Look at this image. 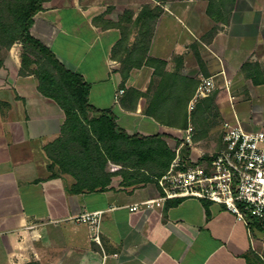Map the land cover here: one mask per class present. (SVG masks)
<instances>
[{"label": "crops", "instance_id": "1", "mask_svg": "<svg viewBox=\"0 0 264 264\" xmlns=\"http://www.w3.org/2000/svg\"><path fill=\"white\" fill-rule=\"evenodd\" d=\"M30 31L83 76L89 103L112 110L131 135L186 131L146 108L205 99H195L202 77L215 81L222 113L229 102L261 106L245 127L264 129V0H44ZM22 52L14 43L0 68V264H264L262 226L223 204L159 201L157 184L130 185L121 174L103 190L72 191L76 180L46 152L65 111L33 72H20ZM148 57L173 77L156 98L162 75ZM94 211H102L98 229L80 217Z\"/></svg>", "mask_w": 264, "mask_h": 264}, {"label": "trees", "instance_id": "2", "mask_svg": "<svg viewBox=\"0 0 264 264\" xmlns=\"http://www.w3.org/2000/svg\"><path fill=\"white\" fill-rule=\"evenodd\" d=\"M43 1L0 0V52L3 50V54L0 55V68L6 52L14 43L20 42L23 45L20 72L22 74L33 72L39 81L38 89L44 95L53 98L64 109L66 120L62 127V135L46 146V152L53 164L58 165L62 172L70 174L76 180L72 187L74 192L107 188L113 176V173L106 170L109 161L124 166L119 173L124 180H129L130 185L147 183L153 180V176H162L175 157V152L165 139L170 136L131 135L117 124V116L112 110H99L89 103V84L85 82L83 76L67 69L50 48L31 34L30 28L35 15L43 8ZM208 13L214 16L211 7H208ZM142 32L144 37L151 35V30L143 28ZM148 44L147 41L146 46ZM147 63L155 67L156 74L162 75L154 94L155 98L160 97L165 91V82L173 77L163 73L165 62L148 57ZM34 64L38 65V68L34 69ZM132 92L136 91L130 90L128 93ZM136 94L139 95L138 92ZM198 102H206L209 107L215 102V97L210 95ZM156 103L151 102L146 108L148 115L155 117L162 124L187 128L189 123L187 110L184 114V124L178 125L157 114L152 109L160 105V102ZM190 151V148L186 147L185 154H189ZM144 167L148 168L152 176L138 175Z\"/></svg>", "mask_w": 264, "mask_h": 264}, {"label": "built area", "instance_id": "3", "mask_svg": "<svg viewBox=\"0 0 264 264\" xmlns=\"http://www.w3.org/2000/svg\"><path fill=\"white\" fill-rule=\"evenodd\" d=\"M215 87L212 77H202L195 99L210 96ZM122 92L118 90L116 96ZM194 103L190 102V106L193 107ZM191 129L189 127L185 131L187 143L191 142ZM221 130V147L208 157L193 159L187 154L181 157L177 153L168 170L156 178L161 192L159 201L171 198L206 199L225 205L240 219L248 217L264 227V129L248 130L235 117L224 120ZM121 167L108 162L111 171ZM101 215L102 211H94L80 217L98 229ZM94 239L99 241L97 233Z\"/></svg>", "mask_w": 264, "mask_h": 264}, {"label": "rangeland", "instance_id": "4", "mask_svg": "<svg viewBox=\"0 0 264 264\" xmlns=\"http://www.w3.org/2000/svg\"><path fill=\"white\" fill-rule=\"evenodd\" d=\"M147 37L148 36H145L144 39H147ZM145 45L146 44L143 43V46ZM2 51L0 52V55L3 54ZM33 68L34 69L38 68V65L34 64ZM198 101L199 100H197L194 103L193 107L190 106V102H182L181 100H179V102H166L167 105L160 104L159 106L152 108L157 112V114H159L165 120L167 121L169 120L178 125L184 124L185 121L184 114L186 110L188 112L189 123L187 128L192 127L190 131V133L192 134L191 142L190 143L186 142L185 130H183V133H181V135L174 136L173 138H167V137L165 138L169 147L175 152L174 159L177 157V153H179L180 156L183 157L186 153L185 152L186 147H189L191 150V152L187 155L189 157H192L193 159H199L202 156L203 157L209 156L215 153L217 150H219L222 143V132H221L222 123L224 120H233V117L231 116L232 115L231 108L238 110V115L236 114L235 116L244 126L249 124L247 122L248 121L247 118L248 115H250V113H255L256 115H260L263 113L262 112L263 108L261 106L254 107L250 105L251 103L249 102H233L234 103L233 107H231L232 105L229 102L230 106L225 104L222 113L219 109L218 102H212L208 107L206 105V102H198ZM155 104L157 103L155 102ZM89 115L91 116L90 113ZM192 116H193V120H192ZM185 142L187 143V146ZM178 149H180V152H177ZM193 149L194 152L192 153ZM119 165L122 166V164ZM123 169L124 166L116 171H111L110 168H108V164L106 166L107 172L113 173V176L120 174L119 172ZM145 174H150L147 167L141 169L138 175L142 177ZM156 178L157 177L153 176V180H151L150 183L156 184L157 183ZM126 181L128 182L129 180ZM262 231L264 232V227H262Z\"/></svg>", "mask_w": 264, "mask_h": 264}]
</instances>
